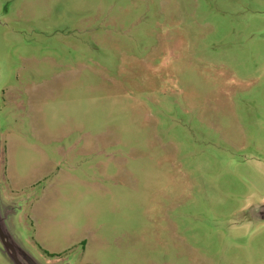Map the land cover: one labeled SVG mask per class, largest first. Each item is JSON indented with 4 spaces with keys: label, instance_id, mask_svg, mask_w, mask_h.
Returning <instances> with one entry per match:
<instances>
[{
    "label": "rangeland",
    "instance_id": "obj_1",
    "mask_svg": "<svg viewBox=\"0 0 264 264\" xmlns=\"http://www.w3.org/2000/svg\"><path fill=\"white\" fill-rule=\"evenodd\" d=\"M263 211L264 0H0L21 260L264 264Z\"/></svg>",
    "mask_w": 264,
    "mask_h": 264
},
{
    "label": "water",
    "instance_id": "obj_2",
    "mask_svg": "<svg viewBox=\"0 0 264 264\" xmlns=\"http://www.w3.org/2000/svg\"><path fill=\"white\" fill-rule=\"evenodd\" d=\"M0 237H1V240L4 244L5 247H9V250L11 251V255L10 257L13 259V261L16 263V264H34L33 262L31 263H28V262H25L23 260H21V255L22 253H18L15 248L13 247V245L9 242L8 240V237H7V234L4 232L3 228H1L0 226ZM9 253V252H8ZM26 259V258H24ZM21 261V262H20Z\"/></svg>",
    "mask_w": 264,
    "mask_h": 264
},
{
    "label": "crops",
    "instance_id": "obj_3",
    "mask_svg": "<svg viewBox=\"0 0 264 264\" xmlns=\"http://www.w3.org/2000/svg\"><path fill=\"white\" fill-rule=\"evenodd\" d=\"M7 237H8L9 242H10V243L13 245V247L15 248V250H16L18 253H20V252H21V251H20L21 247H20L19 243H18L17 241H15L12 237H10V236H8V235H7Z\"/></svg>",
    "mask_w": 264,
    "mask_h": 264
},
{
    "label": "flooded vegetation",
    "instance_id": "obj_4",
    "mask_svg": "<svg viewBox=\"0 0 264 264\" xmlns=\"http://www.w3.org/2000/svg\"><path fill=\"white\" fill-rule=\"evenodd\" d=\"M262 213L264 214V211ZM258 214H261V212L259 211Z\"/></svg>",
    "mask_w": 264,
    "mask_h": 264
},
{
    "label": "trees",
    "instance_id": "obj_5",
    "mask_svg": "<svg viewBox=\"0 0 264 264\" xmlns=\"http://www.w3.org/2000/svg\"><path fill=\"white\" fill-rule=\"evenodd\" d=\"M51 254V253H50ZM53 255V254H52Z\"/></svg>",
    "mask_w": 264,
    "mask_h": 264
}]
</instances>
